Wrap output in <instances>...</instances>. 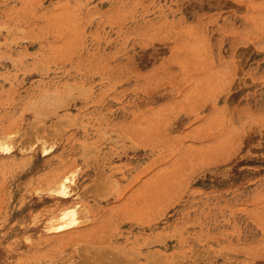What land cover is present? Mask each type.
<instances>
[{"label":"rangeland","instance_id":"obj_1","mask_svg":"<svg viewBox=\"0 0 264 264\" xmlns=\"http://www.w3.org/2000/svg\"><path fill=\"white\" fill-rule=\"evenodd\" d=\"M0 264H264V0H0Z\"/></svg>","mask_w":264,"mask_h":264},{"label":"bare ground","instance_id":"obj_2","mask_svg":"<svg viewBox=\"0 0 264 264\" xmlns=\"http://www.w3.org/2000/svg\"><path fill=\"white\" fill-rule=\"evenodd\" d=\"M44 97H45V96H44ZM60 186H61V187L63 186V182H62V181L60 182ZM66 212H68V211H66ZM71 213H72V212H70V214H71ZM68 214H69V213H66L64 216L67 217ZM70 217H71V216H70ZM70 217H69V218H70ZM61 219H62V218H61ZM107 261H108V260H107ZM109 261H110V260H109Z\"/></svg>","mask_w":264,"mask_h":264}]
</instances>
